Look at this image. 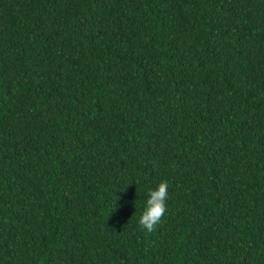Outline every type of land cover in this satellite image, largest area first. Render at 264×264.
Here are the masks:
<instances>
[{
	"label": "trees",
	"instance_id": "trees-1",
	"mask_svg": "<svg viewBox=\"0 0 264 264\" xmlns=\"http://www.w3.org/2000/svg\"><path fill=\"white\" fill-rule=\"evenodd\" d=\"M0 264H264V0H0Z\"/></svg>",
	"mask_w": 264,
	"mask_h": 264
},
{
	"label": "clouds",
	"instance_id": "clouds-1",
	"mask_svg": "<svg viewBox=\"0 0 264 264\" xmlns=\"http://www.w3.org/2000/svg\"><path fill=\"white\" fill-rule=\"evenodd\" d=\"M168 182L160 180L147 187L143 207L138 217V224L147 232L154 230L156 223L165 213L168 200Z\"/></svg>",
	"mask_w": 264,
	"mask_h": 264
}]
</instances>
